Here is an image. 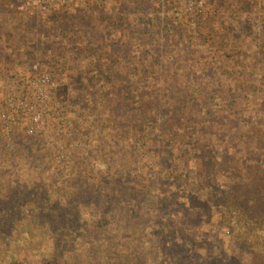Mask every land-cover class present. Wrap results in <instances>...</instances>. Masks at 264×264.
Listing matches in <instances>:
<instances>
[{
  "label": "trees",
  "instance_id": "trees-1",
  "mask_svg": "<svg viewBox=\"0 0 264 264\" xmlns=\"http://www.w3.org/2000/svg\"><path fill=\"white\" fill-rule=\"evenodd\" d=\"M70 5L0 0V66L66 78L110 134L138 133L160 159L117 150L99 191L69 195L40 139L20 128L7 145L0 130V264H264V24L239 17L251 30L237 35L222 12L170 0Z\"/></svg>",
  "mask_w": 264,
  "mask_h": 264
},
{
  "label": "rangeland",
  "instance_id": "rangeland-1",
  "mask_svg": "<svg viewBox=\"0 0 264 264\" xmlns=\"http://www.w3.org/2000/svg\"><path fill=\"white\" fill-rule=\"evenodd\" d=\"M39 1H41V4L44 3L43 1L47 3V0ZM228 1L235 2L237 8L227 13L221 9V4L226 3L225 0H196L192 3L180 0L175 1V3L181 14H187L192 18L204 12L205 9L214 8L211 13H217L218 17L222 12L223 16L231 17V19L228 18L229 20L226 19V22L230 21L237 35H239V31L244 32L250 29L249 23L246 26L236 25L239 22V17H242L241 24L248 22L253 17H256L259 23L264 24V9L262 11L259 9L260 12H257V7L254 6L253 1L241 0L247 2L248 9L244 12H239V0ZM261 2L263 3L264 0H261ZM62 6L58 5L56 8ZM71 6L68 5L67 7L70 8ZM144 11L146 14L151 12L153 15L156 13V16H164L168 13L171 14L173 10L171 8L168 10L167 7L156 10V7H153ZM239 14L241 15L239 16ZM151 29H153V26ZM156 56L157 53L152 54V57L156 58ZM195 62L193 61V63ZM35 64L36 61L33 65ZM36 67L39 66L35 65L34 68L36 69ZM34 71L37 73L27 78L23 77V73L14 67L0 66V118L2 117L0 119V130L5 142L9 143L7 145H10L11 139L17 135L20 128H25L28 135L40 139L41 144L50 152L53 159V162L45 167L44 171L60 183L63 191L70 193L69 195L74 192L75 194L76 192L84 194L86 190L87 192L99 191L104 182L101 180L106 175L111 174L112 169L116 168L113 160L116 157L114 153L117 150L123 152L129 149L132 150L135 154V158L132 160L133 164L137 161L157 163L160 159V152L153 149L150 141L144 140L138 133L132 135L129 129H125L110 134L111 125L103 122L100 112L93 111L92 114L87 112L85 108L88 104L87 97L80 102L71 99V93L67 91L66 78L60 83L55 79L53 81L51 76V78L45 75L42 76L38 71ZM62 87L64 91L60 92ZM9 103L14 105V118L8 117V113L5 114V110L12 109ZM123 109V111L117 110V116L122 117L120 114L126 108L123 107ZM17 113L21 116L17 117ZM156 119L163 121L160 115H157ZM151 122L153 123V120ZM98 123L107 126L105 128L106 133L98 130ZM161 126L160 123L159 127ZM251 128L254 129V127ZM13 133L15 136H13ZM229 144L234 147V142L229 141ZM7 145L5 144L6 148L10 149ZM242 146L243 141L240 139L239 149H242ZM229 151H231L229 158L236 157L238 154V150L230 149ZM201 152L203 156V149ZM206 173L207 169L204 174ZM212 248L213 252H216L218 246L215 244ZM229 248L234 249V247Z\"/></svg>",
  "mask_w": 264,
  "mask_h": 264
},
{
  "label": "built area",
  "instance_id": "built-area-1",
  "mask_svg": "<svg viewBox=\"0 0 264 264\" xmlns=\"http://www.w3.org/2000/svg\"><path fill=\"white\" fill-rule=\"evenodd\" d=\"M78 1H82V0H47V3L46 1H43L44 2L43 4H45L47 8H55L58 5H65V4L70 5ZM160 1H164V0H160ZM174 1H180V0H174ZM185 1L192 3L195 2L196 0H184V2Z\"/></svg>",
  "mask_w": 264,
  "mask_h": 264
}]
</instances>
